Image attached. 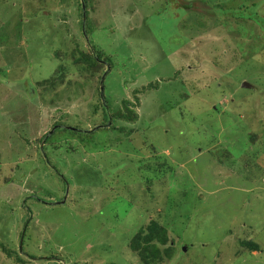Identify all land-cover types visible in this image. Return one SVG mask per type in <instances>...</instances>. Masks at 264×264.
Here are the masks:
<instances>
[{
    "label": "rangeland",
    "instance_id": "1",
    "mask_svg": "<svg viewBox=\"0 0 264 264\" xmlns=\"http://www.w3.org/2000/svg\"><path fill=\"white\" fill-rule=\"evenodd\" d=\"M159 257L264 264V0H0V264Z\"/></svg>",
    "mask_w": 264,
    "mask_h": 264
},
{
    "label": "trees",
    "instance_id": "2",
    "mask_svg": "<svg viewBox=\"0 0 264 264\" xmlns=\"http://www.w3.org/2000/svg\"><path fill=\"white\" fill-rule=\"evenodd\" d=\"M97 56H99V55H97ZM82 60L83 61H85V62H87L86 64H88V63H93V64H96V62H97V60L94 58V57H92V56H90V57H86V56H84V57H82ZM128 115H129V117H128ZM118 117H121L122 119H126V120H130L131 118H133L132 116H131V112H130V114L127 112V114H126V116H124L122 113H118V115H117ZM116 117V116H115ZM82 133L83 134H90V133H92V131H82ZM153 223H155V222H153ZM26 227L27 226H25L24 227V229H26ZM156 231H158V230H156ZM164 231H167V230H164ZM148 233H150L149 232V230H148ZM147 233V234H148ZM165 233V232H164ZM164 233H162L163 235H164ZM158 241H160L161 243H167V240L166 239H164V238H161V237H159V236H155V238H152V237H148V238H146L145 239V245L146 244H148L149 245V248L147 249H144V248H142V251L143 252H146L145 253V256H147V257H149V254H152V256H155L156 254H159L160 253V251H159V249H158V245H160L159 243H158ZM170 247V246H169ZM168 247V248H169ZM138 248V247H137ZM167 248V249H168ZM247 248H249V249H251V250H253V251H257L258 250V246H256V245H249ZM166 250V249H165ZM8 255H9V253H7ZM151 256V257H152ZM168 257V259L170 260L171 259V256H170V254L169 255H167ZM143 257H144V255H143ZM147 257H145L144 259H146ZM15 261V264H20V260L19 259H14ZM148 260H152L155 264H157V262H159V263H161L162 262V259H161V257H159V258H149ZM148 260H147V262L145 263V264H148Z\"/></svg>",
    "mask_w": 264,
    "mask_h": 264
},
{
    "label": "water",
    "instance_id": "3",
    "mask_svg": "<svg viewBox=\"0 0 264 264\" xmlns=\"http://www.w3.org/2000/svg\"><path fill=\"white\" fill-rule=\"evenodd\" d=\"M83 22H84V16H83ZM83 25H84V24H83ZM102 83H103V79L101 80V84H102ZM242 87H243V88H247V85L243 84ZM100 91H101V95H102V93H103V88H102V87L100 88ZM102 98H103V97H102ZM108 126H109V125H108ZM105 127H106V126H105ZM97 129H98V128H94L93 131H96ZM51 133H52V132H51ZM51 133H50V134H51ZM50 134H49V135H50ZM66 197H67V193H66V195H65L64 200L60 203L61 205H63V204L65 203ZM54 205H56V204H54Z\"/></svg>",
    "mask_w": 264,
    "mask_h": 264
},
{
    "label": "clouds",
    "instance_id": "4",
    "mask_svg": "<svg viewBox=\"0 0 264 264\" xmlns=\"http://www.w3.org/2000/svg\"><path fill=\"white\" fill-rule=\"evenodd\" d=\"M94 130V129H93ZM93 130H92V132H93Z\"/></svg>",
    "mask_w": 264,
    "mask_h": 264
}]
</instances>
